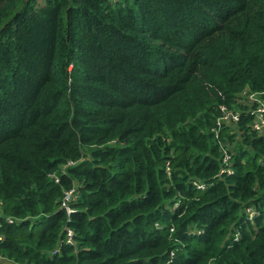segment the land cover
Returning <instances> with one entry per match:
<instances>
[{
	"label": "trees",
	"instance_id": "1",
	"mask_svg": "<svg viewBox=\"0 0 264 264\" xmlns=\"http://www.w3.org/2000/svg\"><path fill=\"white\" fill-rule=\"evenodd\" d=\"M39 1L0 0V264H264V0Z\"/></svg>",
	"mask_w": 264,
	"mask_h": 264
},
{
	"label": "built area",
	"instance_id": "2",
	"mask_svg": "<svg viewBox=\"0 0 264 264\" xmlns=\"http://www.w3.org/2000/svg\"><path fill=\"white\" fill-rule=\"evenodd\" d=\"M250 99H253L252 97H250ZM262 112H264V106L263 105H259V107L256 109V111H255V114H256V116H257V118H258V120H257V123L254 125V128L256 129V130H258V131H261V130H263L264 129V122L262 121V119H261V113ZM228 119H231V120H236L237 119V116H236V114H234V113H232L231 111H229L226 115H225V117H223L222 118V120L223 121H227ZM226 157H225V159H224V162L226 161ZM225 170V169H224ZM223 170V171H224ZM198 188H200V189H202V187L201 186H198ZM74 189H72V190H70L69 192H66L65 193V195H64V197H63V200H62V202H61V206H60V208L61 209H63L65 212H66V215H70L71 213H72V209L69 207V204H70V202L72 201V199H74L75 198V196H74ZM0 218H1V214H0ZM8 222L9 223H12V220L11 219H8ZM71 239H72V232L71 231H68V233H67V237H66V242L68 243V244H71L72 243V241H71ZM0 240H1V237H0Z\"/></svg>",
	"mask_w": 264,
	"mask_h": 264
},
{
	"label": "rangeland",
	"instance_id": "3",
	"mask_svg": "<svg viewBox=\"0 0 264 264\" xmlns=\"http://www.w3.org/2000/svg\"><path fill=\"white\" fill-rule=\"evenodd\" d=\"M39 2L42 3V0H40Z\"/></svg>",
	"mask_w": 264,
	"mask_h": 264
}]
</instances>
